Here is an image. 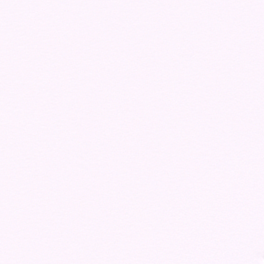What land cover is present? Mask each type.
<instances>
[{"label":"snow or ice","instance_id":"snow-or-ice-1","mask_svg":"<svg viewBox=\"0 0 264 264\" xmlns=\"http://www.w3.org/2000/svg\"><path fill=\"white\" fill-rule=\"evenodd\" d=\"M0 264H264V0H0Z\"/></svg>","mask_w":264,"mask_h":264}]
</instances>
